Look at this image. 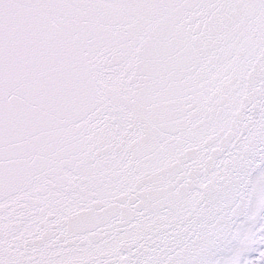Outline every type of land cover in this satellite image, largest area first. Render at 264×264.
<instances>
[{"label": "snow or ice", "instance_id": "1", "mask_svg": "<svg viewBox=\"0 0 264 264\" xmlns=\"http://www.w3.org/2000/svg\"><path fill=\"white\" fill-rule=\"evenodd\" d=\"M0 264H264V0H0Z\"/></svg>", "mask_w": 264, "mask_h": 264}]
</instances>
